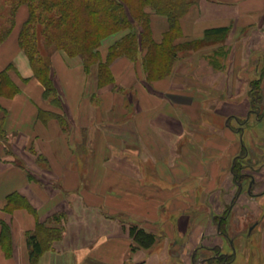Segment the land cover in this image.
<instances>
[{"label": "crops", "instance_id": "obj_1", "mask_svg": "<svg viewBox=\"0 0 264 264\" xmlns=\"http://www.w3.org/2000/svg\"><path fill=\"white\" fill-rule=\"evenodd\" d=\"M148 12L161 44L168 18ZM28 19L26 4L13 15L11 0H0V34L13 24L0 72L12 66L19 87L0 95V264H31L26 239L39 223L62 237L38 264H211L217 253L264 264V114L249 98L264 71V0H198L180 19L178 57L161 79L144 71L147 49L137 61L116 58L114 83L103 87L99 63L86 73L81 57L55 51L62 108L45 101L19 46ZM126 33L103 40L99 61ZM237 159L250 176L241 183ZM133 225L156 235L151 248L132 250Z\"/></svg>", "mask_w": 264, "mask_h": 264}, {"label": "trees", "instance_id": "obj_2", "mask_svg": "<svg viewBox=\"0 0 264 264\" xmlns=\"http://www.w3.org/2000/svg\"><path fill=\"white\" fill-rule=\"evenodd\" d=\"M197 2L198 0H11V14L14 15L17 7L22 4L28 6L29 19L22 26L18 38L19 46L28 57L34 76L45 88V101L54 107L62 108V99L52 76L51 57L55 51L63 50L69 56L81 57L86 73L90 72L92 65L99 63L100 87L114 83L110 65L116 58L124 56L137 61L141 49H147L143 67L148 78L150 80L164 78L171 74L178 57L179 48L174 42L181 34L180 19ZM149 9L168 18L170 29L161 44L152 40ZM12 27L11 21V26L0 34V43L9 36ZM220 31L223 30H215L213 33ZM124 32H127L126 35L110 47L107 61H99L101 59L98 48L103 40ZM11 69L12 66L0 72V95L8 98L19 92V87L8 74ZM263 81L264 71L259 78L250 82V105L252 113L256 114L258 119L264 114ZM6 114V109L0 105V143L7 139L4 130ZM39 117L44 121L55 117L63 127L66 126L65 118L61 115L40 110ZM238 159L233 168L235 181L241 183L250 176L243 174L244 166ZM2 225V237L6 239L10 235V229L6 224ZM36 227L37 229L28 234L26 239L31 264H38L39 257L45 251L51 250L53 244L62 237L61 227L50 228L42 223ZM130 229L133 251L149 249L155 244L156 235L146 232L137 225ZM220 232H224L223 224ZM233 256L219 255L218 261L229 264Z\"/></svg>", "mask_w": 264, "mask_h": 264}, {"label": "rangeland", "instance_id": "obj_3", "mask_svg": "<svg viewBox=\"0 0 264 264\" xmlns=\"http://www.w3.org/2000/svg\"><path fill=\"white\" fill-rule=\"evenodd\" d=\"M114 35H115V34H114ZM248 180H249V178H248ZM247 225H248V224H247ZM246 227H247V226L243 227V231L246 230ZM230 229H233V228H230ZM233 233H234L233 230H232V232L230 231V234H233ZM245 234H246V231H245ZM219 255H221V254H219ZM219 255H218V253H217V256H219ZM217 256H216V257H217ZM222 256H224V255H222ZM225 256H231V255L228 254V255H225ZM219 259H220V258H219ZM219 259H218V260H219ZM227 259H228V257H227ZM229 259H231V257H229ZM218 260H217V262H216L214 259L211 258V259H210V262H211V264H223L224 261H218ZM232 260H233V259H232ZM225 261H226V259H225Z\"/></svg>", "mask_w": 264, "mask_h": 264}]
</instances>
